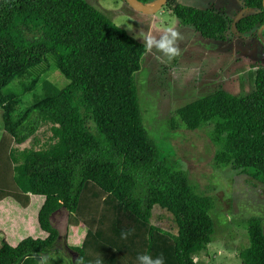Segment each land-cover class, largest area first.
<instances>
[{
	"label": "trees",
	"instance_id": "trees-1",
	"mask_svg": "<svg viewBox=\"0 0 264 264\" xmlns=\"http://www.w3.org/2000/svg\"><path fill=\"white\" fill-rule=\"evenodd\" d=\"M165 5L204 37L224 39L233 23L237 33L258 30L264 41L262 0H243L251 12L237 19L212 5ZM145 52L86 0H0V204L29 208L37 198L45 234L1 240L0 264H38L55 249L51 215L61 207L69 225L86 229L70 247L78 254L70 264H137L144 252L163 254L165 264H198L194 255L214 232L213 198L195 191L185 163L164 156L143 123L134 74ZM50 62L67 79L61 87L46 76ZM168 124L171 132L210 124L214 163L264 184V66L252 91L215 89L175 108ZM39 129L49 133L41 139ZM155 205L175 231L151 221ZM245 227L241 264H264L261 217L249 216Z\"/></svg>",
	"mask_w": 264,
	"mask_h": 264
},
{
	"label": "rangeland",
	"instance_id": "rangeland-1",
	"mask_svg": "<svg viewBox=\"0 0 264 264\" xmlns=\"http://www.w3.org/2000/svg\"><path fill=\"white\" fill-rule=\"evenodd\" d=\"M86 1L138 41H141L136 38L139 32L151 29L159 35L167 24H174L183 36V40L178 42L181 55L174 59L158 61L155 50H146L141 58L134 78L143 123L161 146L164 156L185 163L189 179L196 186L195 191L213 198L210 214L214 232L206 248L194 255L198 264H241L238 253L249 244L246 219L251 215L260 216L264 228V184L231 165L214 163L215 146L208 136L210 124L171 132L168 118L175 108L218 88L233 94L252 91L256 69L264 66V41L260 32L239 34L231 23L224 39L207 38L192 26L180 23L165 4L154 12H142L126 0ZM175 1L198 8L212 5L231 19L251 12L243 7V0ZM46 76L59 87L67 82L52 62ZM12 87L19 88L15 84ZM29 97V93L23 95L24 99ZM1 112L0 109V137L3 133ZM48 133L42 129L37 132L41 139ZM29 143L30 140H26L23 145ZM32 203V207L25 209L9 202L0 204V241L15 244L27 235L44 237L36 219L38 199L34 198ZM67 216L68 212L63 207L52 213L51 220L58 229L59 237L55 249L43 252L38 264H70V259L77 258L78 254L70 247L81 243L86 229L83 225H69ZM151 221L165 228L172 226L175 231L169 214L157 205L153 207Z\"/></svg>",
	"mask_w": 264,
	"mask_h": 264
},
{
	"label": "clouds",
	"instance_id": "clouds-1",
	"mask_svg": "<svg viewBox=\"0 0 264 264\" xmlns=\"http://www.w3.org/2000/svg\"><path fill=\"white\" fill-rule=\"evenodd\" d=\"M136 38L142 41V44L147 51L152 52L155 50V53H157L155 59L158 61H162L163 58L172 60L181 55V49L178 42L183 40V36L174 24H167L164 26L159 35L154 34L153 31L149 29L148 31H141L136 34ZM133 231L134 229L122 231L121 238L127 239ZM46 259L47 258H45V261ZM136 262L137 264H165L163 254L153 256L148 252L139 253L136 256ZM77 264H80V262L78 261ZM97 264H99V261Z\"/></svg>",
	"mask_w": 264,
	"mask_h": 264
},
{
	"label": "water",
	"instance_id": "water-1",
	"mask_svg": "<svg viewBox=\"0 0 264 264\" xmlns=\"http://www.w3.org/2000/svg\"><path fill=\"white\" fill-rule=\"evenodd\" d=\"M133 8L142 12H154L166 3L167 0H156L155 3H144L141 0H126ZM264 9V0H262Z\"/></svg>",
	"mask_w": 264,
	"mask_h": 264
},
{
	"label": "crops",
	"instance_id": "crops-1",
	"mask_svg": "<svg viewBox=\"0 0 264 264\" xmlns=\"http://www.w3.org/2000/svg\"><path fill=\"white\" fill-rule=\"evenodd\" d=\"M156 2V0L155 1H152V2H150L149 4H152V3H155ZM19 208H21V207H19ZM23 209H25V208H23ZM52 216V215H51ZM81 225V224H80ZM84 226V225H83ZM74 227V226H73ZM77 227V226H76ZM195 258V257H194Z\"/></svg>",
	"mask_w": 264,
	"mask_h": 264
}]
</instances>
